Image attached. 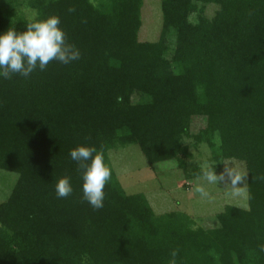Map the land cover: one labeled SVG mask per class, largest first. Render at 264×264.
<instances>
[{
	"label": "trees",
	"instance_id": "16d2710c",
	"mask_svg": "<svg viewBox=\"0 0 264 264\" xmlns=\"http://www.w3.org/2000/svg\"><path fill=\"white\" fill-rule=\"evenodd\" d=\"M143 4L0 0V32L24 30L23 9L58 15L81 51L27 78L0 77V170L18 175L0 204V264H172L174 251L175 264H264V0H162L156 43L139 41ZM82 144L112 168L99 210L82 199L69 156ZM131 145L150 166L175 160L188 181L203 176L188 167L192 147L206 145L218 164L244 162L248 208L226 206L212 228L157 215L111 164L110 151ZM63 176L74 190L57 198Z\"/></svg>",
	"mask_w": 264,
	"mask_h": 264
},
{
	"label": "rangeland",
	"instance_id": "374dc122",
	"mask_svg": "<svg viewBox=\"0 0 264 264\" xmlns=\"http://www.w3.org/2000/svg\"><path fill=\"white\" fill-rule=\"evenodd\" d=\"M161 3L162 0H144L142 26L138 35L140 42L159 41L163 26ZM3 4L6 7L7 0H3ZM218 9L214 4L209 5L205 16L213 18ZM23 14L28 20L37 16L35 11L28 9H23ZM193 19L197 20V17ZM175 41L176 34L172 31L169 36L172 47ZM191 153L193 159L188 161L190 169L201 166L203 170L210 169L218 176L223 175L224 179L208 183L201 176L188 181L175 160L150 166L136 145L112 150L109 156L126 193L144 194L157 215L186 213L204 228H212L216 225L215 215L222 213L226 206L248 208V171L244 162L229 159L220 164L215 163L206 145L192 147ZM228 172L233 173L232 178ZM236 178L239 182H235ZM17 180V174L0 170V204L8 199ZM197 186L203 187L207 195L197 192Z\"/></svg>",
	"mask_w": 264,
	"mask_h": 264
},
{
	"label": "clouds",
	"instance_id": "9594fccd",
	"mask_svg": "<svg viewBox=\"0 0 264 264\" xmlns=\"http://www.w3.org/2000/svg\"><path fill=\"white\" fill-rule=\"evenodd\" d=\"M81 58L80 49L68 42L66 32L61 27L58 15L45 19L29 20L22 31L15 26L0 32V77L10 79L19 74L29 77L37 68L45 70L50 62L59 61L69 64ZM122 98H118L120 100ZM69 156L76 162L82 179V199L94 210L104 207L106 198L105 187L112 179V168L107 163L102 149L95 145L82 144L73 148ZM232 178L233 173L228 172ZM203 178L208 183H216L224 179L213 170H203ZM235 182H239L236 178ZM69 176L59 178L55 183L57 198H66L73 193ZM196 191L207 195L204 188L197 186ZM260 251L264 252V246ZM176 253H172L175 264Z\"/></svg>",
	"mask_w": 264,
	"mask_h": 264
}]
</instances>
